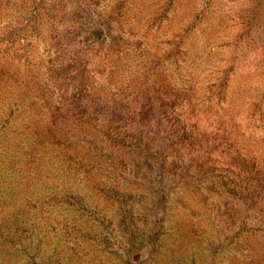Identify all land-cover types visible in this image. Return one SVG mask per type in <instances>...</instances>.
<instances>
[{
	"label": "rangeland",
	"instance_id": "rangeland-1",
	"mask_svg": "<svg viewBox=\"0 0 264 264\" xmlns=\"http://www.w3.org/2000/svg\"><path fill=\"white\" fill-rule=\"evenodd\" d=\"M167 96L190 138L162 181L146 154L174 127L150 109ZM242 158L261 189L264 0H0V264H264Z\"/></svg>",
	"mask_w": 264,
	"mask_h": 264
},
{
	"label": "trees",
	"instance_id": "trees-1",
	"mask_svg": "<svg viewBox=\"0 0 264 264\" xmlns=\"http://www.w3.org/2000/svg\"><path fill=\"white\" fill-rule=\"evenodd\" d=\"M112 81H113V79H111V82L110 81H109V83L107 82L108 86H110L111 88H112L111 85H113ZM158 82L159 81L157 80V78L153 79V82H152L153 85L148 86L145 89V92H143V93H145V95L149 97L151 95V91H150L151 89H153L154 93L160 92L161 91L160 87L162 88V86L159 85ZM173 89H175V88H173ZM169 92H170V94H172V91H169ZM173 95H174V93H173ZM175 95H176V93H175ZM150 97H152V96H150ZM83 99H90V98H83ZM154 102H155V104L153 105V107H150L151 110L155 108L156 104H161V106L167 108L168 116L166 114L164 117V121L167 120L165 128H168L169 126H171L172 123L174 126L172 129H170L164 135L163 139L166 140L164 143V149L162 151L161 150L150 151V149L148 148V151L146 154V156H148L150 158L149 160L153 164H157L159 166L158 172L163 174V177H162V181H163L164 180V172L167 168L166 162L168 159V155L173 154V155L183 156L185 154V152H187L184 145H187V142H188V139L190 138V135L186 131H184L185 128L183 126H185V124H184L183 120L181 118H178V116H175V114L180 113V110L184 106L182 103L183 99L179 98L176 101V99H174V98L172 99L170 96H167V97L162 98L161 100L160 99L155 100ZM129 105L131 108H130V113H127L129 118L126 119V124L129 128H136L139 126L140 123H142V122H140V120H141L140 115H141V112L143 110H142V108H138L139 110H137V111H131V109L134 110L135 100H133V102H130ZM180 116H181V114H180ZM134 124H136L138 126H134ZM150 126H153V123L150 124L149 127ZM180 127H181V129H180ZM142 133H143V135H142L143 141H145L144 139L146 138V135H148L147 130H145V128L144 129L142 128ZM197 133L200 136L201 135L206 136V133L203 129H198ZM125 136H127V135H125ZM203 138L205 139L206 137H203ZM141 142H142V140L139 139L138 144H137V148H139L140 146L147 148V143L141 144ZM189 146H190V144L187 147H189ZM191 149L193 151H199L195 147H192ZM201 149H202L203 153H205V151H206V153L205 154L198 153L197 155L195 153H193V154H191V157H190V163H191L190 166L196 170H199V171H202L206 168L207 157L209 155L207 153H208V149H210V147H208L207 145H204V146H201ZM121 161L123 162V164H121L122 167L124 169H127V165H126L124 159H122ZM236 165L240 169V172L244 174V175H242V178L239 179V181L237 182L238 184L243 185V190H242L243 194L244 193L249 194L252 192L254 195L257 196L259 194V192L263 191L264 186L261 189H258L259 183H260L259 180H261V179H259V177L261 178V176H260L261 173H259V171L257 169H253L252 171H250V173L247 172L249 164H248V162H246V160H244V158H242L241 161L238 162ZM122 172H124V171H122ZM208 174H209V172L207 171L204 176L198 174L197 176L191 178V182L189 181L188 183H190V185L193 186V188H192L193 193H195L197 191L198 192L206 191L208 189L207 188L208 187V185H207ZM154 181H155V179H154ZM225 185H226V183L223 184V187L226 188ZM160 190H161L160 192L159 191L154 192V194H155L154 196L156 197L154 199L158 200V203L163 204L164 202L167 201L168 198L165 196V194L162 193V189H160ZM238 191L241 192L240 190H238ZM135 199L136 198H133V200H135ZM136 200H135V202H136ZM132 204H134V202ZM230 213H231L230 221L234 222V223L240 219V218L238 219V216H240L243 219L244 217H247V215H248L246 213L242 214V212H240L238 214L237 211L230 212ZM224 216H225V214L221 215V218H219V220H218V224H220L224 221V220H222V218ZM243 223L245 224V222H241L242 225H243ZM262 233L264 234V232H262ZM251 237H254V240L256 239L258 241L261 240L264 242V237L263 238L255 237V236H251Z\"/></svg>",
	"mask_w": 264,
	"mask_h": 264
}]
</instances>
